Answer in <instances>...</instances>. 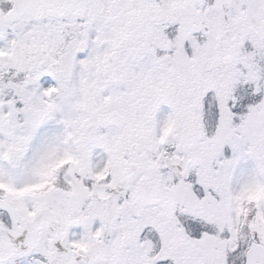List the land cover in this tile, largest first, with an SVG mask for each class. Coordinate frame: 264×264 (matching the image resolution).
I'll return each instance as SVG.
<instances>
[{
  "label": "snow or ice",
  "instance_id": "1",
  "mask_svg": "<svg viewBox=\"0 0 264 264\" xmlns=\"http://www.w3.org/2000/svg\"><path fill=\"white\" fill-rule=\"evenodd\" d=\"M0 264H264V0H0Z\"/></svg>",
  "mask_w": 264,
  "mask_h": 264
}]
</instances>
